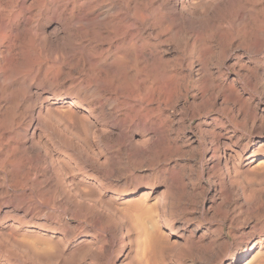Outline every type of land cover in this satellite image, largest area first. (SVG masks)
<instances>
[{
  "label": "rangeland",
  "instance_id": "374dc122",
  "mask_svg": "<svg viewBox=\"0 0 264 264\" xmlns=\"http://www.w3.org/2000/svg\"><path fill=\"white\" fill-rule=\"evenodd\" d=\"M0 70V264H231L264 239V0H0Z\"/></svg>",
  "mask_w": 264,
  "mask_h": 264
},
{
  "label": "bare ground",
  "instance_id": "6f19581e",
  "mask_svg": "<svg viewBox=\"0 0 264 264\" xmlns=\"http://www.w3.org/2000/svg\"><path fill=\"white\" fill-rule=\"evenodd\" d=\"M56 30V29H55ZM54 31V30H53ZM56 34V33H55ZM53 35V34H52ZM54 36V35H53ZM55 37V36H54ZM43 40V39H42ZM47 40H48V38H47ZM49 41V40H48ZM41 42V41H40ZM51 42H53V41H51ZM42 43H44L43 41H42ZM49 43V42H48ZM47 43V44H48ZM47 46V45H46ZM54 65V64H53ZM40 66V65H39ZM42 67V66H41ZM47 67V66H46ZM40 69V68H39ZM44 69V68H43ZM47 69V68H46ZM48 70V69H47ZM1 71V70H0ZM41 71V70H40ZM31 72H33V70L32 71H30V73ZM36 72V71H35ZM38 72V71H37ZM36 72V73H37ZM35 73V74H36ZM42 73V72H41ZM5 74V73H4ZM25 74H27V75H25V77L27 78V80L29 81V79H28V76L30 75V74H28L27 72L25 73ZM34 74V73H33ZM43 75H44V72L42 73ZM11 75V74H10ZM23 75V74H22ZM39 75V74H38ZM41 75V74H40ZM4 78H5V76H3ZM7 77V76H6ZM21 77V76H20ZM25 78V79H26ZM31 78V77H30ZM41 78V77H40ZM6 79V82H7V78H5ZM9 79V78H8ZM20 80H22V79H19V81ZM30 80H32V79H30ZM35 80V79H34ZM8 81H10V84H11V80L9 79ZM18 81V80H17ZM41 81V80H40ZM43 81V80H42ZM4 82V79H3V81H2V83ZM22 82V81H21ZM25 82V81H24ZM30 82V81H29ZM28 82V83H29ZM37 82H39V80H37ZM5 83V82H4ZM3 83V84H4ZM15 83H17V82H15ZM23 83V82H22ZM9 84V86H12V84H14V83H12L11 85ZM17 84H20V83H17ZM22 85V84H21ZM28 85V84H27ZM5 86V85H4ZM9 86H7L8 88H9ZM20 86V85H19ZM42 86V85H41ZM3 87V86H2ZM6 87V89H8ZM29 87V86H28ZM44 87V86H43ZM3 89V88H2ZM2 89H0L1 90V92H2ZM5 89V88H4ZM44 90V89H43ZM5 91V90H4ZM3 91V92H4ZM45 91V90H44ZM40 92H42L43 93V91H40ZM3 94V93H2ZM1 95V94H0ZM36 95H37V93H36ZM45 95V94H44ZM35 96V95H34ZM39 97V96H38ZM45 97V96H44ZM37 98V97H36ZM35 99V98H34ZM33 99V100H34ZM39 99V98H38ZM41 99V98H40ZM36 100V99H35ZM42 100V99H41ZM40 100V101H41ZM1 101V100H0ZM39 101V100H38ZM38 101H36V102H38ZM79 102V101H78ZM67 103V102H66ZM69 104H71V102H69ZM76 105H77V103H76ZM40 109H42V108H40ZM49 111V110H48ZM86 111H89V110H86ZM38 112V111H37ZM39 113H40V111H39ZM36 114H38V113H36ZM45 114V113H44ZM39 116V115H38ZM37 116V117H38ZM51 116V115H50ZM52 117V116H51ZM34 118V117H33ZM49 118V117H48ZM44 119V118H43ZM40 120V119H39ZM37 120L38 121V123H37V125L40 127L41 125H43V122L40 120ZM45 120V119H44ZM36 121V122H37ZM45 122H47V121H45ZM44 122V123H45ZM28 123V122H27ZM45 124H47V123H45ZM44 124V125H45ZM43 125V126H44ZM34 127V126H33ZM27 131V130H26ZM26 131L24 132V133H26ZM39 131V130H38ZM20 133H22V132H20ZM41 133V132H40ZM16 134V133H15ZM15 134H14V137H15ZM2 135V134H1ZM12 135H13V133H12ZM18 135V134H17ZM16 135V137H20V136H17ZM21 135V134H20ZM22 135H23V133H22ZM26 135V134H25ZM2 136H4V135H2ZM2 136H0V137H2ZM24 136V135H23ZM28 136V135H27ZM40 136V135H39ZM38 135L36 136V138L37 139H40V137H39ZM42 136V135H41ZM13 137V136H12ZM34 137H35V135H34V132H33V130H32V133H31V136H30V143H29V149H31V150H34V149H37V147H35L37 144H35L34 142ZM4 138V137H3ZM6 138V137H5ZM11 139H13V138H11ZM15 139V138H14ZM13 139V140H14ZM23 139V138H22ZM25 139V138H24ZM4 140V139H3ZM9 140H10V137H9ZM15 141V140H14ZM27 141V140H26ZM40 141V140H39ZM5 142H7V140H5ZM40 143H41V141H40ZM259 143V142H258ZM3 144H4V142H0V156L3 158V159H6L7 157H8V155L10 154V152L12 151V150H6L7 149V146H6V149H5V146H3ZM43 144V143H42ZM45 144V143H44ZM259 144H261V143H259ZM40 145V144H39ZM8 146H10V145H8ZM28 147V146H27ZM26 146H25V149L27 148ZM35 147V148H34ZM24 149V148H23ZM22 149V150H23ZM40 150V149H39ZM10 151V152H9ZM26 151H28L27 149H26ZM30 151V150H29ZM41 151V150H40ZM40 151H39V153H40ZM34 152V151H33ZM31 153V152H30ZM35 153V152H34ZM79 154V153H78ZM39 156V155H38ZM45 156V155H44ZM48 157V156H47ZM51 157H53V156H51ZM50 157V158H51ZM57 157V156H56ZM81 157V156H80ZM40 159H41V157H39ZM44 158V157H43ZM83 158V157H82ZM48 159V158H47ZM42 160V159H41ZM45 160V159H44ZM55 161V160H54ZM37 162V161H36ZM45 162V161H44ZM50 162H51V160H50ZM50 162H49V164H50ZM58 162V161H57ZM60 162V161H59ZM38 163V162H37ZM42 163V162H41ZM47 163H48V161H47ZM52 163V162H51ZM55 164V163H54ZM53 165V164H52ZM47 166V165H46ZM54 166V165H53ZM52 166V167H53ZM49 167V166H48ZM29 181V180H28ZM9 211H11V210H9ZM20 213V212H19ZM6 215V214H5ZM4 215V216H5ZM14 217H15V215H14ZM28 217V216H27ZM16 218V217H15ZM18 218V217H17ZM19 219V218H18ZM22 219V218H21ZM22 221V220H21ZM24 221V220H23ZM43 222V221H42ZM41 222V223H42ZM37 223V222H36ZM44 223V222H43ZM42 223V224H43ZM263 238H259V239H257L255 242H253V243H251V245L249 246V247H247V249H242V250H240L239 252H236V253H234L233 254V256H232V262H231V264H238L241 260H243L244 258H246L249 254H251V253H253V249L256 247V246H261L262 244H263ZM238 260V261H237ZM237 261V262H236ZM236 262V263H235Z\"/></svg>",
  "mask_w": 264,
  "mask_h": 264
}]
</instances>
